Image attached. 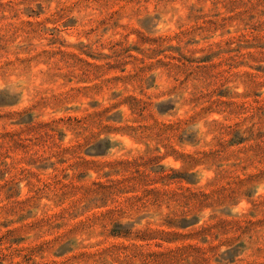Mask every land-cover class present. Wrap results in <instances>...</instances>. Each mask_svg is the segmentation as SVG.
Segmentation results:
<instances>
[{"label": "rangeland", "instance_id": "1", "mask_svg": "<svg viewBox=\"0 0 264 264\" xmlns=\"http://www.w3.org/2000/svg\"><path fill=\"white\" fill-rule=\"evenodd\" d=\"M0 264H264V0H0Z\"/></svg>", "mask_w": 264, "mask_h": 264}]
</instances>
